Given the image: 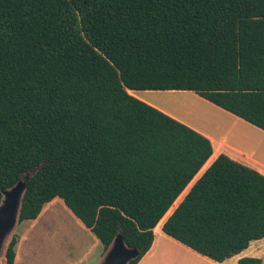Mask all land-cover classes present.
Returning <instances> with one entry per match:
<instances>
[{
  "label": "trees",
  "instance_id": "1",
  "mask_svg": "<svg viewBox=\"0 0 264 264\" xmlns=\"http://www.w3.org/2000/svg\"><path fill=\"white\" fill-rule=\"evenodd\" d=\"M171 89L264 129V0H0V202L28 173L17 223L59 197L136 264L213 151L129 92ZM162 229L216 261L241 252L264 237V174L218 155Z\"/></svg>",
  "mask_w": 264,
  "mask_h": 264
},
{
  "label": "crops",
  "instance_id": "2",
  "mask_svg": "<svg viewBox=\"0 0 264 264\" xmlns=\"http://www.w3.org/2000/svg\"><path fill=\"white\" fill-rule=\"evenodd\" d=\"M129 92H134V94L132 93L133 95L205 135L210 139L213 147L209 159L154 227L153 242L136 264H239V259L242 257H257L264 264V237L250 241L249 245L241 252L223 261H216L171 237L162 229L165 219L183 199L194 181L218 155L226 154L230 158L264 174V129L212 103L193 90H129ZM155 93L161 95L158 98L161 105L154 104L143 98ZM171 96H187V99H174ZM61 202L65 204L62 199ZM45 206H43L39 215L42 214ZM87 229L92 232L89 228ZM28 231L29 229L20 233L15 246L13 264H25L27 254L30 252L23 246ZM104 253L105 250L103 249L94 261L88 260L90 261L88 264H98ZM83 262H86V259Z\"/></svg>",
  "mask_w": 264,
  "mask_h": 264
},
{
  "label": "rangeland",
  "instance_id": "3",
  "mask_svg": "<svg viewBox=\"0 0 264 264\" xmlns=\"http://www.w3.org/2000/svg\"><path fill=\"white\" fill-rule=\"evenodd\" d=\"M160 97L161 95L155 93L143 98L161 105L158 100ZM171 97L187 99V96ZM48 203L44 205L45 209L36 219L24 220L15 225L6 238L0 264H6L4 251L11 236L16 235L18 239L20 233L28 229L23 246L30 252L27 254L25 264H88L98 257L104 249L100 240L65 204H62L59 197ZM83 258L86 262H83Z\"/></svg>",
  "mask_w": 264,
  "mask_h": 264
},
{
  "label": "water",
  "instance_id": "4",
  "mask_svg": "<svg viewBox=\"0 0 264 264\" xmlns=\"http://www.w3.org/2000/svg\"><path fill=\"white\" fill-rule=\"evenodd\" d=\"M28 178L29 174L26 173L23 179L18 180L13 186L3 189L2 191L0 202V259L2 257L6 238L18 222L21 201L27 186ZM138 254L139 249L137 247L128 246L124 241L123 235L119 232L113 238L98 264H127Z\"/></svg>",
  "mask_w": 264,
  "mask_h": 264
}]
</instances>
